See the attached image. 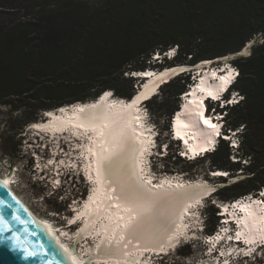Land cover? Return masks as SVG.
Returning a JSON list of instances; mask_svg holds the SVG:
<instances>
[{
  "label": "trees",
  "instance_id": "obj_1",
  "mask_svg": "<svg viewBox=\"0 0 264 264\" xmlns=\"http://www.w3.org/2000/svg\"><path fill=\"white\" fill-rule=\"evenodd\" d=\"M7 13L0 12V107L8 112L7 123H14L13 138L42 112L95 100L107 90L131 100L137 81L128 74L148 67L153 54L177 46L178 55L165 62L195 65L237 54L261 37L249 55L232 61L240 72L235 89L244 100L226 110V122L230 129L242 127L241 161L231 160L225 141L208 158L217 169L248 173L220 188L218 200L255 195L264 187V0H101L95 7L64 0L53 9L28 3L19 18ZM189 81L188 75L171 79L161 89L165 100L146 104L168 129ZM170 158L182 170L194 168ZM208 209L212 233L219 218L214 206Z\"/></svg>",
  "mask_w": 264,
  "mask_h": 264
},
{
  "label": "bare ground",
  "instance_id": "obj_2",
  "mask_svg": "<svg viewBox=\"0 0 264 264\" xmlns=\"http://www.w3.org/2000/svg\"><path fill=\"white\" fill-rule=\"evenodd\" d=\"M246 52L249 53L244 48L238 54L240 56L249 55H245ZM191 66L182 64L169 67L160 74H154L151 71L141 74L145 77L142 84L149 79V76L151 80L146 86L138 89L134 100H129L130 103L109 101L105 96L98 102L96 99L86 103L76 102L79 107L64 108L60 113L51 116L50 113L47 116L49 119L46 124L44 122L32 123L34 126L30 129L37 132L51 131L52 136L57 137L58 141L63 137L61 135L63 131L68 128V142L71 143V147H76L78 152L84 149L85 143L82 138L78 137L87 134L92 141H95L94 144H90L85 150H82L79 155L89 159L86 162L87 166L82 164L83 169L87 170L86 175L96 182V186L98 182L99 186L98 188L95 187L96 190L91 198L85 201L82 199L81 202L86 203L83 213L81 207L76 206L81 209L79 213L77 212V218L79 219L74 220L69 226L66 225L68 226L67 229L60 228L51 221L37 215L35 217L34 212H30L23 199L19 200L16 196L14 178H11L14 173L10 172L12 174L10 177L7 176L9 174H0V183L28 210L31 217L38 221V225L70 264H91L96 261H98L97 264H153L154 260H150V256L155 254L156 251L159 250L157 253L163 256L161 250H168L173 247V239L179 240L181 237L184 240L186 238L191 239L190 237L196 233L195 230H192L186 232L187 236L182 235L185 230L183 218L187 212H190V207L204 201L205 196L213 192L214 185L209 183L208 180L187 183L185 182L187 180L176 181L172 177L170 178L172 181H166L165 179L160 183L153 181L147 175L144 165L148 158V149L154 145L152 136L155 134V131H153L155 128L151 127L150 122H146L144 125L142 117L133 114L135 110L133 106L139 104L144 97L149 96L159 80L162 79L161 81L166 83V79L182 70L191 68ZM170 68L173 69L170 70ZM233 69L237 73L239 72L235 65H233ZM230 79H232V72L224 78V81L228 82ZM233 84L236 86L237 80ZM195 97L196 92L189 93L185 98V102H182L183 107L178 110L174 130L188 142L191 141L189 142L191 150L200 152L207 146V143L213 141L214 134L218 133L219 128L210 127L208 124L210 119L205 120L208 122L206 123L197 115L199 109ZM46 112L49 113V111ZM64 114L66 115L63 116ZM145 126L147 127L146 134L143 130ZM71 132L75 133L76 136L73 137ZM156 145L158 144L156 143ZM60 149L62 152L57 150L53 153V158L63 159L69 157L67 149H62V147ZM217 171L224 172L222 169L211 170V172ZM220 177V179L224 178L222 175ZM126 197H129V199H126ZM239 205L246 207V212L250 215L246 216L247 228H240L239 237L244 242L253 243L261 234L259 224L264 222L263 207L259 203L251 201L241 202ZM194 213L197 220L198 212L194 210ZM229 213L228 210L227 214ZM116 219L120 221L112 225V222ZM81 220H83L81 230L79 231L76 228L77 232L79 231L77 233L75 227ZM118 225H121V233L120 230L113 231ZM70 233L74 234L73 237L76 238L77 243L79 238L82 239V243L86 242V250L83 251L89 257L88 260L84 261L75 253L74 242L72 243L73 237ZM67 235L71 237L66 238ZM123 236L124 240L121 241L120 238ZM90 237L95 238V243L89 242ZM110 237L112 242H110ZM227 237L234 239L230 234ZM192 238L199 240L195 236ZM213 240L219 242L221 239L213 238ZM189 244V241L184 244L180 242L178 248H176L180 249ZM236 246L242 254L241 245L236 244ZM249 250L255 254L260 252L257 249ZM233 251V249L229 250L231 253ZM145 252H150V254L143 257ZM208 257L204 256L203 258ZM245 262L242 264H245ZM200 264H221V262L216 256L211 255V259H207ZM262 264L264 263L262 262Z\"/></svg>",
  "mask_w": 264,
  "mask_h": 264
},
{
  "label": "rangeland",
  "instance_id": "obj_3",
  "mask_svg": "<svg viewBox=\"0 0 264 264\" xmlns=\"http://www.w3.org/2000/svg\"><path fill=\"white\" fill-rule=\"evenodd\" d=\"M64 0H0V12L3 13V16H5V12L7 13V16L12 18H19L25 9L26 5L29 3L30 5H35L36 7L46 8V9H53L58 7ZM73 3L76 4H86L88 7H95L100 3L101 0H70ZM31 11V10H29ZM33 11V10H32ZM32 11L30 13H32ZM21 13V14H20ZM263 39L261 37L254 38V40L251 42V44H248L247 51L250 52V48L252 45L256 44L257 42H262ZM249 54L248 52L245 53ZM241 57L238 53L237 54H230L226 57L219 58L220 61H229L232 62L234 59H237ZM150 67V63H148V67ZM136 86V84H135ZM135 90L137 91L136 87ZM165 100V96H162V93L157 97V101H163ZM179 103H181V98L179 97ZM64 107V106H63ZM73 108V107H71ZM64 109V108H62ZM60 109L57 112L51 113L58 114L62 110ZM72 112V111H71ZM151 113V111H150ZM152 114V113H151ZM8 112L6 108L0 107V174L1 175H7L14 169V174L18 178L19 184L15 186L16 193L23 199V201L31 208L35 214H37L40 217L50 219L60 228L67 229L68 226L66 220L64 217H72L73 213L70 211V209L76 210L74 212H80L82 209L85 208L86 203L83 205V202H81L83 199L84 201L87 199V195L90 191L89 185L86 183V180L80 175V169L83 167L82 164H80L81 156L79 155L78 151H76V147H71V143L67 144V152L69 153V157L66 158H53L52 156V162H55L54 165L49 164V160L51 159L50 153L51 149L54 153L56 151V147H51V149L46 150V152H42L43 149H40L39 146L41 144H35L36 141H44L43 135L41 133L48 134L49 131H40L37 132L34 129H28V125L23 127L21 134L17 138L12 137V128L14 126V123H7L8 118ZM64 114L63 116H65ZM49 118L44 119H38V122L34 123H41L44 122V124L47 123ZM152 124H154L153 131H157V133L160 135L159 138V151L157 153L160 158H155V161L153 162L155 164L154 170L157 175H163L172 177L173 179L177 180H187L185 182L191 183L194 181H201V180H208L209 183L213 184L214 186H222L223 184L227 185L232 182H236L240 180V178L244 174V171H237V172H231L229 177L231 181L226 180L225 178H222L220 180L217 179H211L209 178V172L211 170L217 169L209 163V158L197 162L194 164V168L192 171L187 172L186 170H182V165H175L174 164V158H164L161 157L162 151L160 148L163 145L170 144L169 151L174 153L175 144H173L172 140L170 139V133L168 129V124L164 118L156 120L154 116H151ZM172 119V118H171ZM170 119V123H171ZM52 122H54L52 120ZM17 127V125H15ZM51 132V131H50ZM39 135L42 137L40 138ZM57 143H60V141H57ZM78 147V146H77ZM84 147V146H83ZM38 154V159L34 158V154ZM240 157V156H239ZM244 159V158H242ZM65 163V164H64ZM68 164V165H67ZM168 164V168L166 169L164 166ZM210 164V165H209ZM66 166V167H65ZM72 166H75V169L72 168ZM65 167V168H64ZM72 170H74L72 172ZM225 171V170H224ZM60 172L63 174L61 175ZM13 174V175H14ZM12 174H9L7 176L10 177ZM57 175L61 178V182L57 181ZM241 176V177H239ZM89 177V176H88ZM13 178V176L11 177ZM91 179V177H89ZM225 179V180H223ZM171 180V179H170ZM167 181V180H166ZM172 181V180H171ZM189 181V182H188ZM214 197V196H213ZM216 197V196H215ZM242 197V196H241ZM74 204V207H70V205ZM196 203V209L195 211L200 213L199 205ZM83 205V206H82ZM58 206L62 210L56 214L53 212L52 207ZM81 207L79 209L78 207ZM213 206L212 200H207V211L202 212L200 215V221L198 220L197 223L203 222L205 218V213L208 215L209 218V207ZM64 209V211H63ZM84 218V216H83ZM83 220L79 221V223L76 224V228L80 231L81 230V222ZM195 225V221L190 220L189 226ZM207 225V222L205 223V227ZM121 225L116 226L113 231L116 232L117 230H120ZM219 227L217 226L214 230L217 231ZM69 230V229H68ZM78 231V232H79ZM77 232V231H75ZM74 232V234H76ZM77 232V233H78ZM122 231L120 230V233ZM207 232V230H206ZM208 234H212L210 232H207ZM71 234V233H70ZM74 234H71L73 237ZM199 234V233H198ZM201 237V235H198ZM89 240V239H88ZM121 241L124 240V236L120 238ZM85 241V240H84ZM95 238L90 237L89 242H94ZM189 241V245L184 246L180 249H177L175 252L176 254H173L170 256L169 264H200L201 262L207 260L208 258H203L204 255L201 252L202 242L200 240H184ZM83 242L82 239L79 238L78 243ZM110 242H112V239L110 237ZM184 242H181L184 244ZM223 242L222 240H219V243ZM93 246V245H92ZM86 250V245L85 248ZM159 252L156 251L155 253ZM150 252L143 253V257H146V255H149ZM142 257V258H143ZM98 263V261H96ZM199 262V263H198ZM259 262V261H258ZM264 263V261H261V263ZM258 264V263H257Z\"/></svg>",
  "mask_w": 264,
  "mask_h": 264
},
{
  "label": "water",
  "instance_id": "obj_4",
  "mask_svg": "<svg viewBox=\"0 0 264 264\" xmlns=\"http://www.w3.org/2000/svg\"><path fill=\"white\" fill-rule=\"evenodd\" d=\"M0 229H4L0 231V264H70L33 217L1 183Z\"/></svg>",
  "mask_w": 264,
  "mask_h": 264
},
{
  "label": "clouds",
  "instance_id": "obj_5",
  "mask_svg": "<svg viewBox=\"0 0 264 264\" xmlns=\"http://www.w3.org/2000/svg\"><path fill=\"white\" fill-rule=\"evenodd\" d=\"M247 47V46H246ZM175 48V52L176 53H178V47L176 46V47H174ZM233 82V81H232ZM110 94H113L114 92L113 91H111L110 90V92H109ZM232 100H244V96L238 91V90H236V92H234L233 94H232ZM145 113H146V118L148 119V121L149 122H152V119H151V116H152V114L150 113V110L148 109V107H147V109H146V111H145ZM225 116V119H223L222 120V122H221V127L224 129V131L226 132V133H228V134H230L231 135V138L233 139V143L234 144H236L238 147L237 148H231V147H229V149H230V154L231 155H236V156H238L239 157V155H238V153H239V150H240V147H241V133H242V128H238V129H230L229 127H227V116H228V113H227V111H226V114L224 115ZM152 127H154V124H152ZM159 141V140H158ZM219 142V146H220V144L223 142V140H219L218 141ZM228 144V143H227ZM218 146V147H219ZM183 149H184V147H183ZM209 156V155H208ZM206 159H208V157L206 158ZM205 159V160H206ZM241 159V158H240ZM211 164V163H210ZM209 164V165H210ZM207 211V207L204 209V212H206ZM207 220H208V215H206V213H205V218H204V221H203V224L205 225V223L207 222Z\"/></svg>",
  "mask_w": 264,
  "mask_h": 264
},
{
  "label": "snow or ice",
  "instance_id": "obj_6",
  "mask_svg": "<svg viewBox=\"0 0 264 264\" xmlns=\"http://www.w3.org/2000/svg\"><path fill=\"white\" fill-rule=\"evenodd\" d=\"M206 123H208L207 121H205ZM210 127H216V125L210 124ZM126 199H129V197H126ZM18 219V217H17ZM4 229H0V231H3ZM8 231H10L11 229H7Z\"/></svg>",
  "mask_w": 264,
  "mask_h": 264
},
{
  "label": "built area",
  "instance_id": "obj_7",
  "mask_svg": "<svg viewBox=\"0 0 264 264\" xmlns=\"http://www.w3.org/2000/svg\"><path fill=\"white\" fill-rule=\"evenodd\" d=\"M242 128V127H241ZM249 160V159H248ZM248 160L246 161V159H244V161H246V163H248ZM227 173H229V172H227Z\"/></svg>",
  "mask_w": 264,
  "mask_h": 264
}]
</instances>
